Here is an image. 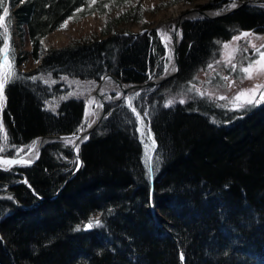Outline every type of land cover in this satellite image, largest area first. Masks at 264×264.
I'll use <instances>...</instances> for the list:
<instances>
[{
	"label": "trees",
	"instance_id": "1",
	"mask_svg": "<svg viewBox=\"0 0 264 264\" xmlns=\"http://www.w3.org/2000/svg\"><path fill=\"white\" fill-rule=\"evenodd\" d=\"M114 1L127 0H0V16L16 19L17 31L29 37L28 54L39 59L41 41L67 19L102 14ZM231 1L199 7H229ZM244 30L264 33V7L187 21L180 73L132 95L137 111L148 110L157 142L151 177L139 123L125 99L108 105L80 149L82 164L71 180L78 159L66 142L47 145L35 164L17 169L43 201L20 175L0 170V264H264V103L234 111L202 97L164 106L221 57L222 42ZM43 52L37 69L16 70L19 79L5 87L2 120L11 156L40 136L73 133L82 124L85 100L67 98L53 109L50 102L67 89L45 77L99 81L112 72L135 84L161 75L170 56L158 30L106 33ZM97 219L100 226L85 230Z\"/></svg>",
	"mask_w": 264,
	"mask_h": 264
},
{
	"label": "rangeland",
	"instance_id": "2",
	"mask_svg": "<svg viewBox=\"0 0 264 264\" xmlns=\"http://www.w3.org/2000/svg\"><path fill=\"white\" fill-rule=\"evenodd\" d=\"M210 1L211 0H191V1L185 0V1H180V2L175 3L173 2V0H127L120 5H118L117 2L114 1L113 5L108 6L106 8V11L102 14L94 13V14H89L84 17H81L80 19H73V18L67 19L66 27L64 28L60 27L59 29L53 31L52 33H50L43 39L42 50H41V55H40L41 57L39 59H34L32 55L28 54L32 50L29 37L27 35L21 36L20 32L17 31V28H16L17 26L16 19L10 15L8 16V20L7 21L4 20L2 24V27L4 29L5 40L7 42V51L9 53L8 59H9V62L14 65L15 71L16 70L33 71L37 69L39 65L41 64L42 57H43L42 55L44 53L43 51H47L50 48H60V47L68 46L76 42L101 39L106 35V33L107 34L124 33V34H132V35L141 36L146 33L149 34V32L151 33L153 30H158L160 35H161V32H163L166 34L170 33V35L172 36L174 33V24L173 23L169 24L168 32H167L166 29H164V27L161 26L162 25L161 23L171 20L181 15L184 12L190 11L191 9H195L196 7H199L200 5L207 4ZM233 4H235L236 6L237 4L236 0H232L229 7L212 9L209 11L214 10L218 12H223L225 10H229L235 7V6H232ZM247 6H258V5H247ZM259 7H263V6H259ZM141 9H143V11H141ZM7 13H9V8L7 10ZM127 14L129 15L128 19L124 20L121 18L122 16L127 15ZM189 17H190L189 18L190 20L191 19L194 20L198 16L191 15ZM190 20H187V21H190ZM5 29H7L6 32H5ZM237 37L238 36L222 42L221 57L215 61H212L210 63V66L212 65L211 67L201 70L196 75L195 82H193V84H191L188 87V89H186L187 92L183 91V92H178L176 94H173L169 98V100L173 101L171 106L175 104H180L181 100L185 102L191 99L208 97L209 99L216 101L219 104V106H222L223 108H227L228 110H231L232 100L239 92L252 89L256 85L264 86V72L257 73L254 71L252 78L248 79L246 78V74L242 71L243 68L248 67L249 64H251L253 61H256L259 59V54L257 53L256 48H259L261 52H264V47H262L264 46V33L252 32L250 33V35L246 37H243L240 39H237ZM182 38H183V26H182ZM182 38L180 39L181 43H182ZM166 45L169 48V55H170L169 57H171V59H169V62L167 63L164 71L169 67V65L172 62V58H173L171 48L169 47L168 44ZM225 45H228V47L225 48ZM253 45H255L256 48H253L252 47ZM4 51H5V46H4ZM13 54H14L13 56L14 60L12 58ZM23 55L24 57H26L24 61L21 62L20 64H16L15 59L18 57H23ZM37 61H39V63H37ZM2 62H3V58L1 61V65H0V76H2L7 71V69L2 66ZM108 73H111L117 76L116 74L112 72H108ZM117 77L125 85H130L129 83L124 82L119 76ZM102 78L99 81H94L92 79L91 80L81 79L78 77H72L68 75H63L57 78L54 76H50V75L45 77L46 79L45 81L48 82L49 84L54 85V84H57L58 82H62L63 83L62 87L64 89H67L63 96H60L56 98L55 100L51 101L50 106L53 109H57L59 102L67 98L84 99L86 103V111H89V109L92 107L90 111H92L95 114L92 116H88V118H86V115L84 114V117L82 119V124L79 127L80 129L79 128L78 129L81 130L82 126H83V130L88 128V123L92 124L97 116L96 103L89 105L88 101L89 100L96 101L97 97L94 96V92L97 89ZM109 81H110L109 83L110 86H108V90H111L112 88H116L118 90L117 88L118 85L112 79ZM117 90L112 93L110 92L111 96L114 97L115 99L118 98ZM106 92H104V94ZM138 92L140 91L127 93L123 99L128 101L129 98H132V95H135ZM73 93L75 94L73 95ZM201 93H203V95H201ZM260 93H264V87H261L259 89L257 98L259 97ZM104 96H108V95L105 94ZM221 97H224V99H221ZM4 98H5L4 100L0 101V124H2L3 126V133H0V135H3L4 133H6V130H7V127L2 120V115L7 105L5 90H4ZM122 100H119V101H122ZM119 101H115V102H119ZM131 102L133 103V99ZM110 103H114V102H110ZM110 103L107 104V107ZM263 103L264 101L253 104V105H246L245 107L239 109V111H242L245 108H252V107L255 108L256 106H260ZM235 111H238V110H235ZM106 112H107V109H106ZM138 112L140 113L142 117H144V125L142 126L139 124L138 129L141 127H144L145 130H147L148 128H150V125H151V117L148 114V110H144L141 112L138 111ZM145 113H147V116H144ZM105 116H106V113L104 117L102 118V121L105 118ZM98 126L96 127V129L98 128ZM94 131L91 133L89 139L91 138ZM48 135H56V134H48ZM140 136H141V133H140ZM39 138L40 137H38L34 141H37ZM54 142H56V140L48 139L43 150L45 149L47 145L54 143ZM57 142H65V141H57ZM32 143L30 145H32ZM0 145H3V141H0ZM10 149H11L10 144L7 141V145L4 146V151H0V154L5 155L7 157H17V156H22L28 152V149H27L23 153H21L22 151H20L19 152L21 153L20 155L11 156L7 154L8 150ZM154 152L155 150L151 152L152 157L154 155ZM144 162L147 163L146 154H145V144H144ZM21 166L24 167V166H29V165H24V166L21 165ZM21 166L17 167L16 169L14 168L13 171H7V172H13L14 174H16L15 172L20 171L17 169L21 168ZM71 175L68 177V179L71 177ZM0 185H5V182L0 181ZM62 189L63 187L61 188V190Z\"/></svg>",
	"mask_w": 264,
	"mask_h": 264
},
{
	"label": "water",
	"instance_id": "3",
	"mask_svg": "<svg viewBox=\"0 0 264 264\" xmlns=\"http://www.w3.org/2000/svg\"><path fill=\"white\" fill-rule=\"evenodd\" d=\"M236 2H237V4L235 7L231 8L229 10H225L223 12H218V11H214V10L209 11V10L203 9L202 7H196L195 9H191L190 11L184 12L181 15H179V16L171 19V20L163 22L165 24H171V23L174 24V33L172 35V44L169 45L166 42V44H168L169 47L171 48L172 55H173L172 62L169 65V67L161 75H159L158 77H156L154 79L144 81V82H140V83L130 84V85H125L123 82L120 81V79L117 76H115L111 73L105 74L104 77L102 78L101 82L99 83L97 89L94 92V96L100 98L101 104L103 105V107L100 108V113L97 114L94 122L91 124V127H88L86 129H84L83 131L79 130L80 129L79 128L78 131H75L73 133L40 136V138L36 141L37 142V153H38V155H36L33 159H28V160H31L32 162L28 163V164H23V166L24 165H33L40 159L41 154H42V150H43L48 139H54L57 142V141H66V139L69 137H73V138L74 137H80V139L75 140V144H73L74 156L78 158V167L72 173L71 177L68 179V181H69L76 174L77 170L79 169L80 165L82 164V157L80 155V148L86 141L89 140L91 133L96 129V127L102 121V118L104 117V115L106 113L108 103L122 100L127 93H132L135 91H143L146 88L156 86V85H160V84L164 83L165 81H167L171 78H174L175 76H177L180 73V70H181V53H180L181 41H180V36L182 38V26L187 20H190L189 16H191V15L192 16H194V15L198 16L194 20L218 19V18L228 16L230 14H233L234 12L238 11L239 9H241L242 7H245L247 5H258V6L264 7V0H236ZM243 33H249L250 34L251 31L250 30H244L243 32H241L237 36L241 37V35ZM172 65H175L176 68L171 73H168L169 72L168 70L170 69V67ZM111 79L118 85V86L116 85L118 90L116 88H112L111 90H108V96L103 97L100 94V88L105 82H107ZM114 86H115V84H114ZM116 90L118 91V98L115 99L114 97L111 96L110 92L112 93ZM107 97H110V98H107ZM84 137H86V139H84ZM156 147H157V143H156ZM25 155L26 154H24L22 156H17V157H7L5 155L0 154V158H3V159H19L20 157H23V159L27 160L24 157ZM11 166H13L16 169L17 167H20L21 165L14 166V164H13ZM13 169L7 168V170H5L4 168L0 167L1 171H13ZM15 173L22 177V180H21L22 183H24L37 196H39L38 193L32 187V185L30 184V182H29V180L25 174H23L20 171H17ZM25 181H26V183H25ZM39 198L41 201L44 200L43 197L39 196Z\"/></svg>",
	"mask_w": 264,
	"mask_h": 264
},
{
	"label": "snow or ice",
	"instance_id": "4",
	"mask_svg": "<svg viewBox=\"0 0 264 264\" xmlns=\"http://www.w3.org/2000/svg\"><path fill=\"white\" fill-rule=\"evenodd\" d=\"M93 2H95V0H93ZM232 6H235V4H233ZM105 7H107V5H105ZM77 11H83V9H78ZM141 11H143V9H141ZM4 13L5 15H7V8H4ZM4 19L3 16H0V22H2ZM71 19V18H70ZM67 26V21H65V23L63 25H61V28H64ZM7 31V29H5V32ZM250 35L249 33H243L241 35V37H237V39L243 38L245 36ZM161 38L162 40H164L165 42H167L170 38L167 36L166 33L161 32ZM41 43H43V41H41ZM228 45H225V48H227ZM253 48H256L255 45L252 46ZM264 47V46H262ZM257 53L259 54V59L256 61H253L251 64H249L248 67H245L242 69V71L246 74V78L251 79L253 72H264V52H261L259 48H256ZM8 51H7V42H5V51L3 54V62H2V66L4 68L7 69V71L0 76V101L4 100V90L6 85L9 82H12L15 79H19V77L16 75L15 72V68L14 65L12 63L9 62L8 59ZM169 59H171V57H169ZM14 60V57H13ZM37 63H39V61H37ZM211 67V66H210ZM31 79L35 80L36 77H32ZM227 79V78H225ZM261 87V85H256L254 86L252 89H248V90H244L239 92L232 100V109L231 110H239L243 107H245L246 105H253L256 103H260L262 101H264V93H260L259 97L257 98V94L258 91ZM198 91V90H197ZM75 93H73L74 95ZM103 94V93H102ZM137 96L139 95V93L136 94ZM201 95H203V93H201ZM133 98H129L128 103H127V107L130 109V111L133 113V115L135 116L136 121L140 124V125H144V117H142L140 115V113L137 111L136 107L132 104V99ZM63 99V97H62ZM221 99H224V97H221ZM181 103H183L184 101L181 100ZM93 103H96L95 100H89L88 104L92 105ZM173 103V101L169 100L164 106L168 107ZM98 107H103L102 104H97ZM95 113H93L92 111H86L85 115L87 116H92ZM144 116H147V113L144 114ZM88 127H91V123H88ZM81 130H83V126L81 128ZM138 131H140L141 133V137H142V142H144L145 144V154H146V162H147V167H148V174L149 177H151L152 172H153V167H152V156H151V152L154 151L156 149V142L154 137L152 136L151 130L150 128H148L147 130H145L144 127H141L138 129ZM0 133H3V126L2 124H0ZM7 135L6 133H4L3 135H0V141H3V145H0V151H4V146L7 145ZM80 139V137H69L66 139V143H71V144H75V140ZM84 139H86V137H84ZM36 141H33L32 145L28 146V152L26 153V155H31L32 151L36 148ZM23 151V149L18 150V155L19 152ZM38 155V153H37ZM31 160H25L23 159V157H20L19 159H3L0 158V167L4 168L5 170H7V168H9L11 165L13 164H28L31 163ZM157 162H158V157H157ZM26 183V181H25ZM94 226H100V221L97 219L95 221H89L88 224L85 226V230L87 229H91ZM79 230V229H78Z\"/></svg>",
	"mask_w": 264,
	"mask_h": 264
},
{
	"label": "bare ground",
	"instance_id": "5",
	"mask_svg": "<svg viewBox=\"0 0 264 264\" xmlns=\"http://www.w3.org/2000/svg\"><path fill=\"white\" fill-rule=\"evenodd\" d=\"M191 18H193V17H191ZM162 24V23H161ZM161 26H163L164 27V29H166V31L168 32V26H169V24H165V23H163ZM167 36L170 38L168 41H167V43L169 44V45H171L172 44V36L170 35V33H167ZM180 39H181V36H180ZM175 68H176V66L175 65H172L171 67H170V69L168 70L169 72L168 73H171L172 71H174L175 70ZM110 81H107V82H105L102 86H101V88H100V94L102 95V96H104L105 94L106 95H108V92H106V91H108V86H110ZM104 92H106L105 94H104ZM103 93V94H102ZM107 98H110V97H107ZM97 104H101V100H100V98H96V105ZM92 108V107H91ZM90 108V109H91ZM100 108L101 107H98V106H96V113L97 114H99L100 113ZM89 109V110H90ZM86 118H88V116L86 117ZM2 155V154H1ZM37 155V144H36V148L32 151V153H31V155H25L24 157L28 160V159H33L35 156ZM17 166L18 165H23V164H16ZM15 164H14V166H16ZM14 167L13 166H10L9 167V169H13Z\"/></svg>",
	"mask_w": 264,
	"mask_h": 264
}]
</instances>
